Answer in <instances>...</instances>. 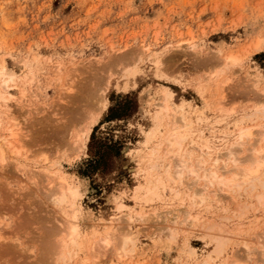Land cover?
<instances>
[{
    "label": "rangeland",
    "instance_id": "1",
    "mask_svg": "<svg viewBox=\"0 0 264 264\" xmlns=\"http://www.w3.org/2000/svg\"><path fill=\"white\" fill-rule=\"evenodd\" d=\"M228 55L234 64H225ZM0 60L23 93L0 123L2 135L10 118L22 126L19 141L3 144L0 162V264H264V203L256 197L264 181L240 190L208 186V197H218L196 201L189 214L197 220L186 224L182 210L203 180L188 190L192 175L179 184L157 179L166 177L162 165L173 166L168 157L156 175L146 172L172 117L153 120L163 91L172 94L173 111L201 121L193 137L202 130L211 138L210 160L241 127L264 126V0H0ZM133 68L139 73L123 77ZM100 88L104 94L93 96ZM99 95L104 107L95 103ZM150 127L152 141L144 139ZM198 151L191 161L205 160ZM242 162L236 165H248ZM228 163L223 172L232 169ZM57 174L81 194L79 235L63 258L51 260V230L65 226L62 214L70 210L69 197L48 199L52 182L64 185L54 182ZM123 232H130L124 246ZM219 236L227 238L218 254L212 245Z\"/></svg>",
    "mask_w": 264,
    "mask_h": 264
},
{
    "label": "bare ground",
    "instance_id": "2",
    "mask_svg": "<svg viewBox=\"0 0 264 264\" xmlns=\"http://www.w3.org/2000/svg\"><path fill=\"white\" fill-rule=\"evenodd\" d=\"M257 47H258V43H255L254 44V48H257ZM0 62H1L0 63V123H1L3 116H9V115L12 114V111H11L10 108H11L12 102L16 100L15 99V94L17 92H19L22 95L23 93H21V91L16 89L15 86L13 87V85H15V84H12V82H15V79H16V75H15L14 70L13 69H9L5 65L3 60L2 61L0 60ZM235 62H236V59L233 58L231 55H228V56L225 57V64L226 63L227 64H234ZM125 73L126 74L123 75V77L135 76L139 72H138V69L133 68V69L128 70ZM11 87L15 89V90H13L14 93H11L9 91V89ZM100 87L102 89L105 88V86H103V87L100 86ZM101 88L99 90L98 89L94 90L93 96L96 95L97 91H102V93L104 94V90H102ZM171 95L172 94L163 91V95L161 96L162 98L160 100L156 101L157 103H156L155 106L157 107V109L155 110V112L153 111L154 112L153 120H155V121L159 120L160 121L162 119V117L167 116L169 112H171L170 114H171L172 117L168 118V119L167 118L165 119L167 121H165L164 131H163L162 134H160L156 138L157 139L156 142L153 143V146L155 145V147H153L151 149V155H149L152 158V161H151V164H149L150 166L148 167L149 168L148 171H146V172H147L148 176H150L153 172H155L153 170L158 169L159 167H161V165H162L161 161H163L164 158L168 157L172 161L173 166L171 164H169V167H168V165H162V167L163 166L165 167V170L164 169H162V170H164L163 173H165L166 177L162 178L160 176L162 174V172H160L158 175L153 173L152 176L156 175L157 179H160V180L161 179H165V180L167 179L168 180V178H170V180L172 182H175L174 180H176V181H178V184H179V182H181V180H182V176L184 177V174H186L187 176L192 175L193 176V180L192 181L191 180H189V181L187 180L188 183H189L188 187L186 185L188 190L191 189L190 184H192L195 187V185H196L195 183H197V180H199V181H200V179L203 180V183H204L203 185H202V183L201 184L199 183V187L200 188L198 187V189H194L192 187L191 195L187 194L189 196V198H190V206L187 205V209L186 210L185 209L182 210V212L184 214L183 215L184 222L186 221L185 223L187 224L188 221L190 223V222H193L194 220H197L196 216L192 217L189 214L190 211L192 210L191 207L193 205H195V203H197L196 201L201 203L202 201H207V200L210 201L213 198H217L218 197L216 193H213L212 198L208 197L207 194H209L210 191L209 192L205 191L208 186L210 187L211 185H216V186H218L217 190L220 189V191H222L221 189L223 187L224 188L227 187V189L228 188L230 189L232 187H236L237 190H240V188H242V186L244 184H246V183L248 185L252 186L253 184H255V182L259 181L261 183V182L264 181V144L262 143L261 145L260 144L258 145V141L264 140V126L259 127L257 125L259 129H257L256 132L254 130H252V128H250V127H244V126H243V128L239 127L240 130L236 134L235 140L231 144H229L227 147L225 146L226 148L223 147V148H225L223 153H221V150L219 151L220 153L218 155L220 157H218V158L216 157L215 158V156L213 155L214 156L213 157L214 161H213V160H210L209 158L212 156V154L216 153V150L213 148L214 146H212V141H210L211 138L209 139L207 136H205L203 134V132H201L202 130L199 131V134L197 135V137H195V136H194L195 138L193 137V134L196 132L194 130V128L196 126H199L198 124H200L201 121H196V120H198V118H196L194 120H192L191 118L189 119L188 118L189 116H187L186 113H185L186 111L183 112L181 110L182 112H180V113H176L175 111H173L174 109L170 107V102H171V98H172ZM157 97H160V96H157ZM259 98H260V100L262 99L261 100L262 102H264L263 101L264 97L263 98L259 97ZM96 99H95V103H97L99 105L101 104L102 107L105 106V103H106L105 99L106 98L104 99L102 95H99V96H96ZM177 102H179V101H177ZM178 107L183 109L184 105L182 107L181 104H178ZM219 109L221 110V108H218V110ZM263 109H264V107H263ZM100 110H102V109H100ZM222 112H220V113H222ZM151 123H152V121H151ZM6 128H5V134H3V135L0 134V162H2V163L5 161V158H6L5 153H4L3 144H6V145L9 146L13 142H15V140L19 141L20 139H18V138H19V135H20V131L22 130V126H21V123L14 117V118H10L9 119L8 126H6ZM86 128H88V127H86ZM84 129H85V126H84ZM211 129H213V127ZM150 130L151 131H147V133H146V137L147 138H144V139H147L149 141L151 140V138L154 137V134H153L154 127L151 128ZM83 131L84 130H82V132ZM157 133H156V135H157ZM79 136H78V138H79ZM252 137L254 139V140L252 139L253 141L252 140L250 142L247 141V140H250V138H252ZM184 141H187V144L183 145ZM77 143H76V145H77ZM246 143H247V147L244 148V149L245 150L247 149L246 151H247L248 154L246 153L247 155L245 154L244 156H242V158H239V156H237V154H238L239 150L241 149V146L246 144ZM80 145H81V143H80ZM11 148L15 149V146H12ZM194 148L200 151V152L198 151L199 152L198 154H200L199 155L200 157L201 156H205V160L203 158L202 159L201 158H197L196 161H191L190 160V157H191L190 152ZM160 149H162L161 152H160ZM199 156H197V157H199ZM206 159H209L210 162L213 161L209 167H205V165L207 166V164H205ZM219 160L220 161L222 160L223 165L216 164L217 161H219ZM229 161H231L233 163L232 169H228L229 167H227L226 168L227 170H225L223 172L221 170V169H223L222 167H224V169H225V166L229 164L228 163ZM240 161L241 162L242 161H244V162L246 161V162H248V165H246L244 167H238L236 165V163L237 162L240 163ZM244 162H242V163H244ZM219 164H221V163H219ZM217 165H218V168L221 170V172H223L222 174L218 173ZM172 167H173V172L171 173L170 170H171ZM230 168H231V166H230ZM44 169L46 170V168H44ZM225 172H226V174L228 173L227 176L224 174ZM47 174L49 175V171L47 172ZM51 177H54V176H51ZM55 177L57 178V179L55 178L57 181H54V182H57V183H60V184H64V185L62 187H58L57 189H54L53 188L54 186L52 187V184H54V183L52 182V184L50 186H48V187H51V188H49V190H48L49 191V196H48L49 198L48 197L47 198L48 199L51 198L50 200L53 203H62V202H64L66 197H69V199H68V202H69L68 203V207L70 208V210L68 211V213H63L62 214L64 219L62 218V215H61V219H63L62 221L65 220V222H64L65 226L63 227V225H62V228L55 227L53 230H51V236L53 235V237H54L53 239H51V242L49 243V246H48V249H50L51 260L52 259L55 260L57 257L63 258L64 257V248L67 247L68 244H71V245L75 244L76 245V239H77V237L79 235V226H78V224L76 222L77 219L79 218L78 217L79 216L78 215V212H79V204L78 203L79 202H77V199L81 195L80 192L78 191L77 187L72 186L71 184L66 182L67 180L66 181L64 180L66 177L63 179L62 176L61 175L58 176V174ZM185 178H186V176H185ZM187 178L190 179L189 177H187ZM151 179H152V177H151ZM151 179L145 178V183L149 184L150 181H152L154 178L152 180ZM140 183H141V181H140ZM185 184H187V182ZM134 185H133V187H136V188H140L141 187L142 188L141 184H137V186H134ZM209 187H208V189H209ZM187 188H185V189L187 190ZM230 190H232V189H230ZM173 191H174L175 194H178L177 193L178 191L177 192L175 190H173ZM185 192H188V191H185ZM185 192H184V194H185ZM214 192H215V190H214ZM175 194H173V195H175ZM184 194L182 195V197L184 196ZM134 195H136V194H134ZM134 195H131V196H134ZM131 196H129V197L131 198ZM256 197H257V200H258V202H257L258 204L259 203L260 204L264 203V193L260 192L259 194H257ZM181 207H182V203H181ZM167 213H168V211H167ZM128 214H129V212H128ZM128 214H125L122 211L121 215L122 216L123 215H127L128 221L132 222L134 220L133 219L134 215L130 216ZM177 216L173 215L172 218H171V221L174 220L175 218H177ZM123 217H125V216H123ZM181 220H183V219H181ZM171 221H170V223H171ZM174 222H175V220H174ZM179 222H180V220H179ZM179 222L173 223V224L175 225V224H178ZM175 229H176V227H175ZM175 229H172V227H171L172 231L175 230ZM62 231L64 232V235H60L61 237L57 239L56 235H59ZM172 231H170V232H172ZM107 234L104 237V239H102V238L101 239L105 240L106 244H109L110 240L113 238V233H109L108 235ZM122 236H123V241L121 240V242H122L121 244H122V246H124L126 244V240L130 239V232H127V233L123 232V234L121 235V238H122ZM219 237H221V238L214 239V244L212 245V246H214V248L211 247V248L215 249V251H217L218 254H219V252H222L221 249H222V245H223V242H224V240L222 238H224V239L227 238V237L225 238L223 236H219ZM101 239L99 241H101ZM263 245L261 246L262 249L264 247ZM262 249L260 250V252L262 251ZM69 251H68V253H69ZM263 252L264 251H262V253H261L262 255H263ZM81 262H84V261H81ZM200 264H209V263L206 260H204L203 262H200Z\"/></svg>",
    "mask_w": 264,
    "mask_h": 264
}]
</instances>
